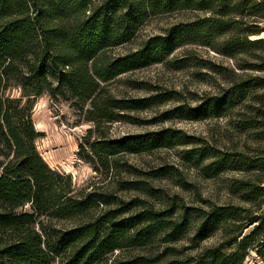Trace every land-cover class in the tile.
I'll return each mask as SVG.
<instances>
[{"label": "trees", "instance_id": "trees-1", "mask_svg": "<svg viewBox=\"0 0 264 264\" xmlns=\"http://www.w3.org/2000/svg\"><path fill=\"white\" fill-rule=\"evenodd\" d=\"M183 11L195 15L149 38L134 53L107 56L132 41L151 16ZM262 34L264 0H0V264H244L251 252L264 258L263 157L254 161L239 154L232 165L221 156L201 169L206 178L239 171L240 179L228 190L246 208L203 210L180 202L156 208L147 199L117 195L133 190L161 198L144 181L120 177L136 170L123 155L172 148L182 139L170 130L109 139L99 120H131L123 113L149 108L164 97L110 95L108 85L124 74L166 64L189 44L244 62L248 51H264ZM244 66L238 69L264 72V58L252 68ZM256 79L264 86V78ZM244 85L231 88L224 109L232 99L246 101ZM43 95L89 103L85 121L94 127L83 137L80 156L100 180L89 192L51 169L37 151L41 133L32 110ZM258 98L263 102L264 95ZM215 107L208 112L215 115ZM201 112L182 118L199 120ZM183 154L182 161L194 167L207 157L197 149ZM167 170L161 167L149 176L161 178ZM192 221L196 228L189 235ZM65 222L71 226L65 228ZM215 234V244L201 245ZM183 241L188 245L177 248Z\"/></svg>", "mask_w": 264, "mask_h": 264}, {"label": "rangeland", "instance_id": "rangeland-1", "mask_svg": "<svg viewBox=\"0 0 264 264\" xmlns=\"http://www.w3.org/2000/svg\"><path fill=\"white\" fill-rule=\"evenodd\" d=\"M195 14L189 11L151 16L138 29L135 38L127 44L109 50L110 58L134 53L151 37L164 35L178 23L189 21ZM264 34L261 35V38ZM264 58V51L250 50L244 58L232 60L207 47L186 45L170 55L166 64L151 66L124 74L107 87L110 95L122 99H142L150 96H164L149 108L123 113L131 120L112 121L99 119L100 130L109 139H119L127 135L170 130L182 139L172 148H160L139 155L125 154L123 162L136 170L122 172L120 177L128 181H144L149 188L155 189L158 198H146L143 191H124L117 195L128 201L136 197L148 200L156 208L166 204H180L207 210L208 206L242 204L237 195H231L228 185L234 179H240L236 169L226 170L215 178H206L201 169L215 158L226 157L232 165L239 154L257 161L264 158V86L256 78H264V72L239 70V65L252 68L257 65V58ZM245 84L248 90L245 102L232 99L227 109L223 106L231 97L236 85ZM107 93V94H108ZM78 105V108L75 107ZM219 105L221 107H219ZM215 107V115L208 112ZM259 106L263 111H257ZM89 103L77 102L68 97L51 99L43 95L34 103L32 120L35 130L41 133L36 141V148L47 165L64 175H69L73 185L89 192L92 186L100 185L97 175L81 158L80 144L93 124L87 123L86 111ZM177 109H180L178 112ZM199 120L182 115L202 113ZM170 113V114H169ZM262 113V114H261ZM169 114L170 119H165ZM260 114L262 116H260ZM201 115V114H199ZM189 119V120H188ZM93 135L91 140H94ZM204 150L207 157L198 167L182 161L186 151ZM258 164L260 162H257ZM166 167L168 174L161 178H150L149 172ZM164 174V173H162ZM96 188V187H95ZM112 191L113 186H108ZM196 223L191 222L189 235L194 232ZM68 222L64 227H70ZM219 235L215 234L201 245L215 244ZM180 242L177 248L187 246ZM244 264H264V258L251 252Z\"/></svg>", "mask_w": 264, "mask_h": 264}]
</instances>
